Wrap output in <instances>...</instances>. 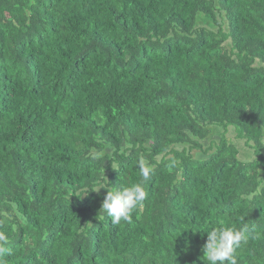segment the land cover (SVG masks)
I'll return each instance as SVG.
<instances>
[{"label":"trees","instance_id":"obj_1","mask_svg":"<svg viewBox=\"0 0 264 264\" xmlns=\"http://www.w3.org/2000/svg\"><path fill=\"white\" fill-rule=\"evenodd\" d=\"M244 224L264 264V0H0V264H208Z\"/></svg>","mask_w":264,"mask_h":264},{"label":"clouds","instance_id":"obj_2","mask_svg":"<svg viewBox=\"0 0 264 264\" xmlns=\"http://www.w3.org/2000/svg\"><path fill=\"white\" fill-rule=\"evenodd\" d=\"M138 167L142 177L139 183H134L127 187H118L115 190H108L101 183L94 190L107 189L106 196L101 204L100 213H106L113 224H120L122 221L130 223L132 213L142 205L148 195L145 185L154 169L143 160L138 161ZM89 192L86 191L83 195H87ZM206 233L207 240L202 249L208 264H237L236 250L242 244L247 243L248 225L244 224L240 228L216 227ZM5 240L6 237L0 233V253L8 251L2 244Z\"/></svg>","mask_w":264,"mask_h":264},{"label":"rangeland","instance_id":"obj_3","mask_svg":"<svg viewBox=\"0 0 264 264\" xmlns=\"http://www.w3.org/2000/svg\"><path fill=\"white\" fill-rule=\"evenodd\" d=\"M231 129L233 130V128ZM225 138L239 146L240 157L242 160L251 161L253 159L252 153L244 147L243 142L238 140L232 131H228ZM196 156L201 157V154L196 152Z\"/></svg>","mask_w":264,"mask_h":264},{"label":"bare ground","instance_id":"obj_4","mask_svg":"<svg viewBox=\"0 0 264 264\" xmlns=\"http://www.w3.org/2000/svg\"><path fill=\"white\" fill-rule=\"evenodd\" d=\"M11 235H12V234H11ZM35 237H36V236H35ZM35 237H34V238H35ZM34 238H33V239H34ZM34 240H35V239H34ZM33 252H34V251H33ZM17 256H18V255H17ZM40 257H41V256H40ZM39 261H40V260H39Z\"/></svg>","mask_w":264,"mask_h":264}]
</instances>
